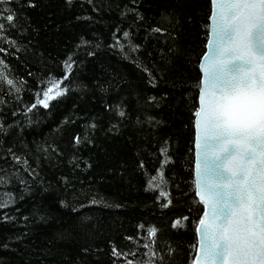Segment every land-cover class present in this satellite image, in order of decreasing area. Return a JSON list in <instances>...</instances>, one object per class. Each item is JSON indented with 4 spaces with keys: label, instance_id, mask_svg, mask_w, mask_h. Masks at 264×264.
<instances>
[{
    "label": "trees",
    "instance_id": "trees-1",
    "mask_svg": "<svg viewBox=\"0 0 264 264\" xmlns=\"http://www.w3.org/2000/svg\"><path fill=\"white\" fill-rule=\"evenodd\" d=\"M31 2L11 5L20 29L7 36L20 50L0 40L8 65L0 71L21 88L0 80V202L14 198L0 209V264H126L113 246L143 264L151 226L162 257L154 264H189L202 214L192 184V110L210 0ZM69 57L66 95L27 112L50 79L63 77ZM158 170L167 208L160 189L145 190ZM177 219L182 226L173 229Z\"/></svg>",
    "mask_w": 264,
    "mask_h": 264
},
{
    "label": "snow or ice",
    "instance_id": "snow-or-ice-1",
    "mask_svg": "<svg viewBox=\"0 0 264 264\" xmlns=\"http://www.w3.org/2000/svg\"><path fill=\"white\" fill-rule=\"evenodd\" d=\"M19 2L0 0V40L16 51L20 49L7 33L10 29H20L16 23L17 11L11 7ZM67 2L71 4L72 0ZM210 5L206 51L198 63L195 85L198 97L193 100L192 110L195 130L192 184L202 215L194 225L196 244L192 246L194 255L189 264H264V0H210ZM26 6L35 7L31 0ZM152 31L162 33L159 27ZM123 35L128 38L129 33ZM115 46L123 51L119 39ZM136 50L133 46L132 51ZM4 51L0 48V52ZM0 66L8 67L4 60H0ZM64 67L63 77L50 79L42 89V98L37 92L27 112L38 106L48 109L52 101L66 95L68 89L63 84L72 73L71 57ZM0 80L17 93L21 91L3 71ZM117 114L125 116L123 110ZM74 139L78 145L81 138ZM161 155L163 169L169 160L167 149L162 148ZM13 159L21 163L19 157ZM22 163L27 171V161ZM140 167H145L143 162ZM164 182V173L158 170L145 190L160 189L157 199L167 201L162 205L167 208L171 200L169 193L161 188ZM6 195L0 209L14 203L11 194ZM179 226H182L180 219L173 221V229ZM137 227L143 230L145 226ZM157 233L156 227L147 228L143 247L147 249L148 259L143 264L162 259L154 248ZM125 239L132 241L133 237ZM169 254H174V250L170 248ZM112 255L125 259L126 264H136L127 259L129 255L135 256L134 252H121L113 246Z\"/></svg>",
    "mask_w": 264,
    "mask_h": 264
},
{
    "label": "water",
    "instance_id": "water-1",
    "mask_svg": "<svg viewBox=\"0 0 264 264\" xmlns=\"http://www.w3.org/2000/svg\"><path fill=\"white\" fill-rule=\"evenodd\" d=\"M206 51V50H205ZM194 137H195V130H194ZM193 156H194V161H195V147H193ZM194 172V169H193ZM197 199V198H196ZM202 207V206H201ZM202 215V214H201Z\"/></svg>",
    "mask_w": 264,
    "mask_h": 264
}]
</instances>
